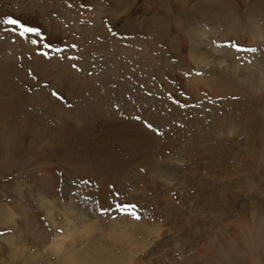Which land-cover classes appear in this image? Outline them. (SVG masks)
<instances>
[{
	"label": "rangeland",
	"instance_id": "374dc122",
	"mask_svg": "<svg viewBox=\"0 0 264 264\" xmlns=\"http://www.w3.org/2000/svg\"><path fill=\"white\" fill-rule=\"evenodd\" d=\"M261 78L264 0H0V264H264Z\"/></svg>",
	"mask_w": 264,
	"mask_h": 264
},
{
	"label": "bare ground",
	"instance_id": "6f19581e",
	"mask_svg": "<svg viewBox=\"0 0 264 264\" xmlns=\"http://www.w3.org/2000/svg\"><path fill=\"white\" fill-rule=\"evenodd\" d=\"M202 32V31H201ZM260 32V31H259ZM200 36V35H199ZM216 48V47H215ZM201 54H203V53H201ZM206 58V57H205ZM224 60V58L223 57H221V59H219V61L220 62H222ZM230 62V61H229ZM228 72H229V74L231 73V74H233V75H236L237 74V70H236V68L233 66L232 68H230V70H228ZM245 73H248V72H246L245 71ZM248 77H246V79H244V80H246V82H247V79ZM250 82V81H249ZM264 83V78H261L260 79V81H259V84H263ZM253 87H255V86H253L252 85V87L251 88H253ZM253 89H255V88H253ZM255 91V90H254ZM74 213H75V209H74ZM76 217V219L75 220H80L79 221V223L81 224L82 223V226L81 227H78L77 226V228H69L68 227V229H67V232H68V230H69V235L71 236V235H75L77 232H79L80 230L82 231L85 227L86 228H88V229H91V227L90 226H92L90 223H86V224H84L83 223V217H81V216H76V213H75V215H71V219H73V218H75ZM74 220V219H73ZM83 220V221H82ZM69 226V225H68ZM125 229V228H124ZM84 231V230H83ZM87 232V231H86ZM65 234V233H64ZM68 236V235H67ZM118 236V235H117ZM65 237L66 236H58V237H56L54 240H53V245L54 246H57V248H59L61 245H63V242H61V240H64L65 239ZM73 237V236H72ZM121 238H123V237H121ZM119 240V239H118ZM124 241V240H123ZM52 245V248H54L55 250H56V248L54 247ZM99 252H100V250H99Z\"/></svg>",
	"mask_w": 264,
	"mask_h": 264
},
{
	"label": "snow or ice",
	"instance_id": "6c2138e0",
	"mask_svg": "<svg viewBox=\"0 0 264 264\" xmlns=\"http://www.w3.org/2000/svg\"><path fill=\"white\" fill-rule=\"evenodd\" d=\"M4 23L6 24H12V25H19L21 28L20 35L23 36L26 33H35L38 32L39 30L36 28H31V27H26L25 25L21 24L19 20L13 19L11 16H8L5 20ZM35 43V41H33ZM151 127V125H149ZM118 207H120L118 205ZM125 210H129L127 206H125Z\"/></svg>",
	"mask_w": 264,
	"mask_h": 264
}]
</instances>
